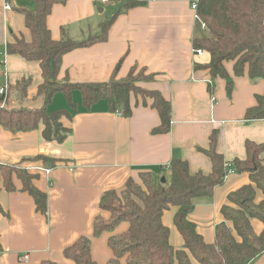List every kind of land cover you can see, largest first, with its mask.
Wrapping results in <instances>:
<instances>
[{
  "label": "crops",
  "instance_id": "crops-1",
  "mask_svg": "<svg viewBox=\"0 0 264 264\" xmlns=\"http://www.w3.org/2000/svg\"><path fill=\"white\" fill-rule=\"evenodd\" d=\"M7 1L13 5L9 12L4 9L6 0H0V77L5 82L6 76L9 84L31 79L28 105L39 109L45 104L42 97L37 99L44 82L40 64L8 55L5 50L14 35L31 40L25 15L17 9L26 6L34 10L35 5L26 0ZM110 1L68 0L64 5H55L48 19L53 40L62 37L63 29L75 41L99 34L101 24L120 11ZM198 1L150 0L130 9L113 23L106 42L65 55L59 76L60 80L68 76L74 83H100L109 82L115 71L116 79L124 80L133 66L145 67L147 74L156 77L139 85L161 92L170 101V133H152L161 123L160 115L151 107V99L144 106L143 99L133 94L132 115L126 117L118 114L122 109L112 113L106 100L84 109L80 93L75 92L73 99L79 111L72 120L62 119L63 125L72 130L62 143L46 141L41 129L15 133L0 126V163L13 165L43 155L61 160L56 168L24 161L30 173L38 176L36 187L48 195L47 217L37 212L30 194L19 191L22 183L18 178L14 179L16 192L0 191V264H72L64 256L65 248L81 237H93L95 217H110L99 204L105 192H121L132 178L141 183L140 174L144 172L153 173L157 182L164 177L168 182L169 165L176 158L187 161L193 174L211 173L212 162L200 150L209 148L214 130L220 133L218 153L229 162L246 159L247 141L264 144V120L245 122L247 110L256 106L257 97L264 93V81L251 80L247 75L236 77L233 63L225 64L234 81L232 97L227 95V82L216 80L217 102L212 105L209 71L195 68L211 61L207 52L203 56L193 53L194 40L207 36L192 8ZM57 94L48 105L51 112L68 107L64 96ZM250 183L249 174H230L212 197L194 200L190 220L207 244L215 241V227L224 220L221 209L230 205L228 195ZM256 199L264 200L260 191ZM177 211L174 207L165 211L163 223L171 231V245L179 250L185 246L174 225ZM252 226L258 234L264 231L258 219L252 220ZM128 227L123 223L115 233L125 232ZM112 235L104 232L92 238L95 263L109 264L113 258L108 246ZM192 262L200 264L195 259ZM250 264H264V252Z\"/></svg>",
  "mask_w": 264,
  "mask_h": 264
},
{
  "label": "trees",
  "instance_id": "trees-1",
  "mask_svg": "<svg viewBox=\"0 0 264 264\" xmlns=\"http://www.w3.org/2000/svg\"><path fill=\"white\" fill-rule=\"evenodd\" d=\"M26 1L34 3L35 9L23 6L17 11L25 15V26L31 33V40L14 35L5 50L8 55H19L40 64L44 82L37 99L42 97L45 104L39 109L28 105L31 79L11 83L7 96L0 95V126L15 133L41 129L46 141L62 143L72 133L63 125L62 119L72 120L78 113L79 104L73 95L79 92L84 109H91L101 100H106L112 113L122 109L121 113L126 117L132 115V94L143 99L144 106L151 99V107L161 119L152 133L161 135L171 132L170 101L161 92L139 85L156 77L155 74H147L145 67L139 69L137 65L133 66L124 80L116 79V71L109 82L82 84L71 82L68 76L64 80L59 79L65 55L106 42L113 23L120 15L142 7L150 0H124L120 11L101 24L99 34L83 41L71 39L65 29L59 40L52 38L48 19L55 5H64L68 0ZM196 8L197 19L206 24L207 36L195 39L194 47L210 54L211 61L197 64L195 68L209 71L211 96L215 94V81L222 79L227 82V95L232 97L234 81L225 67L228 63H233L236 77L247 75L251 80L264 81V0H199ZM3 85L0 77V87ZM57 93L64 96L68 107L51 112L48 105ZM4 101L7 102L6 107H2ZM260 120H264V93L257 97V105L249 108L245 116L246 123ZM219 134L218 130H214L209 137V148L200 150L212 162L211 173L193 174L187 161L176 158L169 165L171 178L166 183L162 180L157 182L153 173L144 172L140 174L141 183L132 178L121 192L107 191L103 194L100 208L109 212L110 217H95L93 237H100L104 232L113 234L108 239V246L114 254L109 264H192L194 259L200 264H250L264 252V231L258 234L252 226L253 219L264 224V200L258 202L256 199L257 191L264 196V144L247 141L246 159L236 158L229 162L218 153ZM28 160L48 164L51 168H56L61 161L44 155ZM24 161L13 165L0 163V191L16 192L14 179L18 178L22 183L19 191L30 194L37 212L47 217L48 195L36 187L34 181L38 176L30 173ZM236 173L249 174L251 183L228 195L230 205L221 209L224 220L215 227L214 243L207 244L197 231L196 223L190 220L194 200L212 197L226 177ZM173 207L178 209L174 225L184 239V249L177 250L171 245V231L163 223L164 212ZM123 223L129 224L128 229L116 234ZM93 237H81L65 248V258L72 264H97L92 258ZM42 264L54 263L46 261Z\"/></svg>",
  "mask_w": 264,
  "mask_h": 264
},
{
  "label": "built area",
  "instance_id": "built-area-1",
  "mask_svg": "<svg viewBox=\"0 0 264 264\" xmlns=\"http://www.w3.org/2000/svg\"><path fill=\"white\" fill-rule=\"evenodd\" d=\"M108 1H110V0H102L103 3H106ZM153 1H155V0H153ZM196 6H197V2L194 3L193 6H192V8H194L195 11L197 9ZM4 9L7 12L11 11L13 9L12 3L10 1H7L6 0L5 8ZM202 27L204 29H206V24L202 23ZM193 53H195L198 56H203L205 54V51L202 50V49H199V48H193ZM209 82H211V81L209 80ZM8 86H9V83H8V80H7L6 76H5L4 85L2 87H0V95H6L7 96L8 89H9ZM216 102H217L216 97H213V99H212V105L214 106L216 104ZM6 106H7V102L4 101L3 104H2V107H6ZM118 114H120V116H124V114H122L121 112H118Z\"/></svg>",
  "mask_w": 264,
  "mask_h": 264
},
{
  "label": "rangeland",
  "instance_id": "rangeland-1",
  "mask_svg": "<svg viewBox=\"0 0 264 264\" xmlns=\"http://www.w3.org/2000/svg\"><path fill=\"white\" fill-rule=\"evenodd\" d=\"M111 3V5L113 6V7H115L116 9H120L121 8V6L123 5V3H124V0H113V1H110ZM205 34V33H204ZM57 95H60L59 97H63L62 96V94L61 93H59V94H57Z\"/></svg>",
  "mask_w": 264,
  "mask_h": 264
},
{
  "label": "water",
  "instance_id": "water-1",
  "mask_svg": "<svg viewBox=\"0 0 264 264\" xmlns=\"http://www.w3.org/2000/svg\"><path fill=\"white\" fill-rule=\"evenodd\" d=\"M162 183H166V178H162Z\"/></svg>",
  "mask_w": 264,
  "mask_h": 264
}]
</instances>
